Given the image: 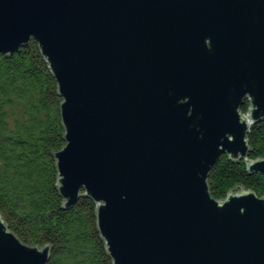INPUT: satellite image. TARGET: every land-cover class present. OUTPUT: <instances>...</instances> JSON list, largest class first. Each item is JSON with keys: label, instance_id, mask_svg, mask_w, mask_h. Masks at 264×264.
I'll return each instance as SVG.
<instances>
[{"label": "water", "instance_id": "1", "mask_svg": "<svg viewBox=\"0 0 264 264\" xmlns=\"http://www.w3.org/2000/svg\"><path fill=\"white\" fill-rule=\"evenodd\" d=\"M30 39L62 97L64 207L96 202L113 264H264V196L208 182L224 154L264 174V0H0V54ZM52 248L0 211V264Z\"/></svg>", "mask_w": 264, "mask_h": 264}, {"label": "trees", "instance_id": "2", "mask_svg": "<svg viewBox=\"0 0 264 264\" xmlns=\"http://www.w3.org/2000/svg\"><path fill=\"white\" fill-rule=\"evenodd\" d=\"M57 80L30 41L0 54V211L29 244L52 245L47 264H113L97 226V204L82 196L70 208L58 188L55 152L66 143ZM249 100L242 106L249 108ZM251 159L264 157V118L248 133ZM217 199L242 186L264 196V174L222 155L208 178Z\"/></svg>", "mask_w": 264, "mask_h": 264}, {"label": "rangeland", "instance_id": "3", "mask_svg": "<svg viewBox=\"0 0 264 264\" xmlns=\"http://www.w3.org/2000/svg\"><path fill=\"white\" fill-rule=\"evenodd\" d=\"M236 190H239V189H236Z\"/></svg>", "mask_w": 264, "mask_h": 264}]
</instances>
